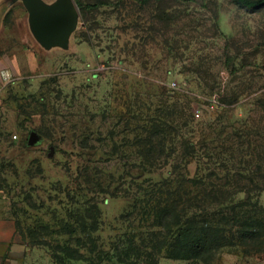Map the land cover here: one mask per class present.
Returning a JSON list of instances; mask_svg holds the SVG:
<instances>
[{"label": "rangeland", "instance_id": "obj_1", "mask_svg": "<svg viewBox=\"0 0 264 264\" xmlns=\"http://www.w3.org/2000/svg\"><path fill=\"white\" fill-rule=\"evenodd\" d=\"M107 1L94 11L78 9L79 24L68 51H43L29 33L21 4L10 8L0 24V209L35 249L32 264H92L61 261L56 252L68 242L62 228L68 213L88 207L89 199L100 212V245L109 248L129 201L87 192L74 198L86 187H78L80 175L94 167L118 177L129 169L132 148L125 151L127 159L117 160L111 155L110 133L119 134L116 123L128 111L151 101L153 112L167 102L163 92L174 94L168 104L180 115L172 136L178 153L171 166L184 165L189 178L212 167L202 164L201 151L187 164L181 160L179 145L186 134L229 148L231 166L238 167L241 148L242 162L250 163L241 165L248 169L245 176L263 186L252 172L260 166L259 174L264 173V8L245 11L231 0ZM156 15L159 20H153ZM156 82L160 85L152 86ZM235 96L237 102L221 106L222 99ZM182 121H188L187 129H181ZM31 132L41 137L35 146L27 145ZM248 141L250 149L258 148L261 161L247 157ZM168 173L170 167L157 172L164 177ZM102 182L111 181L105 176ZM261 188L238 193L232 201L234 207L247 202L245 210H254L264 224ZM250 229L258 231L256 225ZM240 249L224 247L209 264H264V252L245 256ZM157 264L205 263L162 258Z\"/></svg>", "mask_w": 264, "mask_h": 264}, {"label": "trees", "instance_id": "obj_2", "mask_svg": "<svg viewBox=\"0 0 264 264\" xmlns=\"http://www.w3.org/2000/svg\"><path fill=\"white\" fill-rule=\"evenodd\" d=\"M131 1L142 5L150 0ZM231 1L238 9L245 11L264 8V0ZM108 4L107 0L91 4L76 1L80 11H94ZM161 14L166 18L165 13ZM159 16L161 15L154 16L153 20H159ZM155 85L160 84L152 83V86ZM173 95L163 92V97L168 101L160 102L153 112V103L150 101L148 107H139L135 112L130 110L126 116L119 117L115 126L120 129L119 134L110 133L111 155L117 160L127 159L125 151L131 147L134 163L129 169H123L118 177L107 175L94 167L85 168L80 175L82 185H77L79 188L86 187L74 198H82L86 195L81 192H87L129 201L126 211L118 218L120 229H115L118 234L109 248L105 250L100 245L96 235L100 225V212L89 199L88 207L70 211L67 215L70 222L63 223L62 228L68 236V242L56 251L58 256H62L59 257L61 261L68 259L101 264L115 260L117 264H157L160 259L165 258L174 261L197 260L209 264L215 253L224 247L241 248V253L245 256L264 252L263 218L256 217L254 210H245L250 207L247 202L234 207L232 201L238 193L250 194L261 188L253 184V177L245 176L248 169L241 165L245 163L250 166V163L242 162L245 154L241 148L236 154L241 159L238 167L231 166L229 163L234 157L229 148L224 145L218 147L212 141L203 139L197 142L182 134L179 145L182 147L181 160L187 164L188 160L197 157L201 151L202 164L212 167L202 173L198 170L194 177L189 178L184 165H170L178 153L173 147L172 136L177 133L179 121L176 118H180L168 104ZM238 96L232 101L222 99L221 106L229 107L232 102L239 100ZM182 118L185 119V115ZM188 125V121H182L181 129H187ZM127 133L132 135L131 139L126 138ZM119 136L120 141L115 142L114 138ZM246 137L260 138L257 134H246ZM240 138L242 139L241 134L238 133L237 139ZM251 146L248 141L247 157H258L261 161L263 158L258 148L252 150ZM166 167H170V173L166 177L157 174ZM252 173L263 181L261 189L264 190V173L259 174L261 167L256 166ZM156 174L158 177L154 178ZM105 176L111 181L106 185L102 182ZM244 181L248 183H243ZM254 225L258 227V231L250 229ZM37 245L40 246L41 243ZM83 251L84 255L81 253ZM86 254L91 257L88 259Z\"/></svg>", "mask_w": 264, "mask_h": 264}, {"label": "water", "instance_id": "obj_3", "mask_svg": "<svg viewBox=\"0 0 264 264\" xmlns=\"http://www.w3.org/2000/svg\"><path fill=\"white\" fill-rule=\"evenodd\" d=\"M15 4L26 11L29 33L43 51L69 50L80 18L74 0H0V24ZM40 141L41 137L31 132L27 145L35 146Z\"/></svg>", "mask_w": 264, "mask_h": 264}, {"label": "crops", "instance_id": "obj_4", "mask_svg": "<svg viewBox=\"0 0 264 264\" xmlns=\"http://www.w3.org/2000/svg\"><path fill=\"white\" fill-rule=\"evenodd\" d=\"M34 250L21 238L12 217L0 209V264H32Z\"/></svg>", "mask_w": 264, "mask_h": 264}, {"label": "built area", "instance_id": "obj_5", "mask_svg": "<svg viewBox=\"0 0 264 264\" xmlns=\"http://www.w3.org/2000/svg\"><path fill=\"white\" fill-rule=\"evenodd\" d=\"M2 82L4 83V82H5V79H3ZM2 82H1V83H2ZM174 86H175V84H172V87H174ZM1 88H2V87H0V93H1V90H2Z\"/></svg>", "mask_w": 264, "mask_h": 264}]
</instances>
